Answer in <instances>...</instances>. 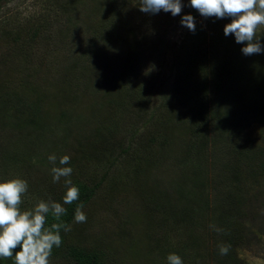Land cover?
I'll return each instance as SVG.
<instances>
[{
  "label": "rangeland",
  "instance_id": "rangeland-1",
  "mask_svg": "<svg viewBox=\"0 0 264 264\" xmlns=\"http://www.w3.org/2000/svg\"><path fill=\"white\" fill-rule=\"evenodd\" d=\"M41 2L42 0H5L0 4V9L5 13L3 16L11 18L10 23L19 17L23 18V22L25 17L41 11L44 7ZM110 2L107 0L105 5L108 6ZM86 4L89 5L87 2ZM139 6L140 4L133 2L126 9L138 32L136 37L144 44L147 43L146 48H139L141 52L133 59L137 64L138 77L131 79L133 85L143 89V96L127 97L123 106L114 113L99 105L102 96L117 99L113 79L118 76L119 67L129 61L126 49L121 54L111 53L112 57L109 54L106 58L110 61L109 66H112L110 70L105 76L97 73L92 75L95 85L105 89L87 97L88 101L82 99L77 110L72 109L70 103L62 107L56 106L54 101L50 104L45 101L44 111L47 110L49 121L44 120V123H39L33 129L0 128V153L18 149L25 150L32 156L29 168L12 167L6 173L14 178L27 180L34 191L60 186L64 182L63 178L59 183H53L50 171L53 165L48 160L49 155L55 154L56 166H60V157L70 156V164L65 166L73 169L71 177L85 181L98 179L110 163L111 155L118 152V145L124 141V134L137 124L140 129L138 137L133 140L131 155L122 162L118 161L110 168L111 171L108 169V177L97 196L83 208L87 222L73 223L76 235L87 244H104L113 264H167L166 257L169 253L160 258L158 248L162 254L167 251L174 253L178 251L181 242L185 243V236L195 248L201 246V249L205 248L203 252L207 253L213 247L210 241L214 236L207 227L206 212L199 219L195 216L197 210L193 211L194 215L188 223L174 224L169 219L180 211V207L190 206V210L195 207L192 201L180 197L177 188L185 180L183 172L187 171V176L193 177L190 165H196L203 178V187L195 192L191 181L185 182V190L197 193V198H201V205L205 200L221 211L228 208V202L234 193L241 194L245 230L237 248V256L242 264H264V125L252 123L242 128L239 134L226 133L221 139L215 134L211 124H203L200 136H205L194 140L197 147L192 153L186 154L185 146L190 141V121L195 120L187 118V105L181 97L176 100H170V97L173 87L172 62L187 30L181 24L168 21L170 13L149 15L140 12ZM80 10V21L86 22L84 14L88 11L83 6H80ZM90 20L95 19L90 17ZM206 21L210 29L218 27L214 18ZM202 22L203 18L200 16V23ZM81 28L80 33L75 34L76 39L71 40L75 47L69 48L64 54L54 51V46L46 50L44 43L39 42V47L32 54L31 69L23 68L22 62L18 61L14 67L18 76L11 72L4 74L11 77L9 81L14 78L13 86L17 77L32 74L39 91L46 93L49 88L52 90L56 86H51V83L68 65L76 48L79 54L85 53L84 58L87 57L88 51L85 52V49L90 32ZM157 31L163 40L161 44L157 41ZM6 43L10 46L9 42ZM52 44L56 45L54 42ZM5 45L0 40V54L6 49ZM116 58L121 61H116ZM1 87L0 83V89ZM165 91L166 95L161 96ZM148 95L151 96L144 99ZM147 101L149 112L159 103L160 105L158 111L154 112L153 120L146 123L143 121L141 127L138 115H143L147 110ZM165 101H172L171 104L167 103L169 108L166 111L161 107ZM62 111L68 115L63 116L62 121L66 122L57 124ZM160 120H165L167 126L155 122ZM103 125L107 130H113L111 135L98 133L99 127ZM237 148L251 149L257 158L256 162L262 164V171L256 167L257 164L250 169L247 161H243L240 168L229 167L232 154ZM193 197L191 196L192 200ZM41 199L36 194L28 204ZM208 209L210 217L212 208ZM179 252L182 254L186 251ZM51 264L69 263L65 260H51Z\"/></svg>",
  "mask_w": 264,
  "mask_h": 264
},
{
  "label": "trees",
  "instance_id": "trees-1",
  "mask_svg": "<svg viewBox=\"0 0 264 264\" xmlns=\"http://www.w3.org/2000/svg\"><path fill=\"white\" fill-rule=\"evenodd\" d=\"M4 1L0 0V4ZM106 1L42 0L41 3L44 7L41 11H35L33 15L25 17L23 22V18L18 16L19 18L11 23L9 22L11 18L3 16L5 13L0 9V40L6 44V49L0 54V74L2 75L0 78L2 84L0 89V128L33 129L39 123H44V120H48L47 110L44 111L45 101H49V104L54 101L56 106L62 107L70 103L73 106L71 108L76 109L82 99L87 100V97L95 95V93L99 94L105 89L95 85L92 75L97 73L105 76L112 67L109 66L110 61L106 57H109V54L113 52L114 54L124 52L125 49L129 54L127 59L129 61L119 67V74L113 79L114 90L118 93L117 99L113 100L109 96H102L99 105L114 113L123 106L127 97L143 96V89L141 90L136 84L133 85L131 79L138 77L137 64L133 59H136L141 52L139 48L144 46L146 48L147 43L144 44L136 37L138 32L126 9L130 3L140 4V0H110L108 6L105 5ZM86 2L89 4L88 6ZM183 2L187 5L188 0H183ZM80 6L89 12L84 14L86 22L80 21ZM183 14H191L195 18L196 31L192 33L186 28L187 32L176 49L172 62L173 71L171 70L173 74L171 86L173 87L170 100L181 97L187 105L185 108L187 118L195 120L190 121V141L185 146L186 154H190L197 147L194 140L205 136H200L203 124L207 126L211 124L215 134H218L221 139L226 133L239 134L242 128L250 126L252 123L264 125V54L244 56L241 53V48L244 45L236 44L233 36L225 37L223 34V27L230 20H217L218 27L213 30L206 24V19L203 18V22L200 23V15L190 7H185ZM90 17L95 20L91 21ZM180 20L181 16L172 17L171 14L168 19V21L177 24H180ZM81 27L90 32L89 43L85 49V52L88 51L87 57L84 58L85 53L79 54L76 48L68 65L58 73L59 76L51 83V86L53 84L56 86L52 90L48 87L49 90L46 93L39 91V86L37 83L35 84V76L32 74L17 77L15 86H13L14 78L9 81L11 77L4 74V72H11L18 76L14 69L18 61L22 62L23 68L29 69L32 64V54L40 43H44L46 50H50L54 46V51L64 54L69 48L75 47L71 40L72 38L76 39L77 35L75 34L80 33ZM157 41L160 44L163 43L158 31ZM6 42H9L10 46ZM52 42L56 45H53ZM261 43L264 44V38ZM112 56L113 54L110 55V57ZM116 61L121 60L116 58ZM162 95L165 96L166 91L162 92ZM149 96L151 95L145 96L144 99ZM165 102L161 105L164 111L169 108L167 103L171 104L172 101ZM146 104L147 110L143 115H138L141 127H143V121L146 123L153 120L154 112L158 111L160 105L159 103L157 107L151 109L152 112H149V101ZM61 113L60 121L57 124L66 122L62 121L63 116L68 115H65L63 111ZM165 113L167 115V112ZM155 122L158 125L167 126L164 123L165 120ZM99 128L98 133L111 135L113 132L112 129L107 130L105 125ZM139 129L140 127L136 124L124 134V141L118 145L120 146L118 152L111 155L112 159L100 178L85 181L78 177H71L73 184L80 190V197L73 204L64 205L67 213L61 217V220L71 224L72 229L69 232L61 230L63 243L59 248H53L52 261L65 260L69 264H113L108 258L104 244H87L76 235L73 230L74 213L79 204L82 203L85 207L97 196L101 185L108 177V169L111 171L110 168L119 163L118 161L122 162L123 159L128 158V155H131V146L133 140L138 137ZM204 142L206 143V140ZM256 160L251 149L237 148L232 154L231 164L228 166L240 168L243 161H247L250 169H253L252 166L257 164L256 167L262 171V164L260 165V162H256ZM0 161L2 162L0 182H3L14 178L6 173L8 168H29L32 156L25 150L16 149L5 152V154L1 152ZM33 164L35 163L33 162ZM195 166L190 165L193 177H188L187 171L183 172L185 180L181 181L177 188L180 197L189 202L192 201L195 207L192 210L189 209L190 206L189 208L180 207V211L175 212V216L169 217V219L174 224L188 223L194 215L193 211L197 210L195 216L199 219L206 212L207 227L214 236L210 241L211 245L213 243V247L204 253L205 248L201 249V246L195 248V245L189 242V238L185 236V243L181 242L178 251L174 253L183 258L184 264L185 262L187 264H242L237 256V248L240 246L245 230L242 220L244 216L242 195L234 193L233 198H230L228 202V208L222 211L217 206L209 205L205 200L201 205V198H197V193L185 190V182L192 181L195 192L198 188L203 187L200 169ZM28 184L29 190L23 198L21 210L34 208L37 202L31 204L28 202L30 199H34L36 194L42 197L41 200L47 201L51 198L63 203L62 197L66 193L64 182L60 186L36 189V191L33 190L30 182ZM191 196H194L193 200ZM208 207L212 208L210 217ZM56 222L49 215L48 226ZM210 225H215L223 231L217 233L210 228ZM192 242L194 241L192 240ZM221 243L231 245L227 255L219 254L218 245ZM158 250L160 258L170 254V251L162 254L159 248ZM181 250L186 252L181 254L179 252ZM0 264H13V260L0 259Z\"/></svg>",
  "mask_w": 264,
  "mask_h": 264
},
{
  "label": "clouds",
  "instance_id": "clouds-1",
  "mask_svg": "<svg viewBox=\"0 0 264 264\" xmlns=\"http://www.w3.org/2000/svg\"><path fill=\"white\" fill-rule=\"evenodd\" d=\"M190 7L202 18L215 20H230L223 27L225 37L233 36L235 43L244 45L241 53L244 56L264 54V0H140L139 11L149 15L161 12L170 13L172 17L181 16L180 24L190 32L195 33V18L191 14H183V9ZM53 183H59L63 178L66 193L63 203L49 198L40 200L34 208L21 210L24 197L28 193L27 180L12 178L0 182V259H12L13 264H51L53 248H59L63 239L61 230L69 232L71 224L61 220L66 215L64 205H70L79 200L80 190L71 180L73 169L69 166L71 158L64 155L59 159L55 154L49 155ZM84 205L79 204L74 213V223H86L87 215ZM51 215L56 223L48 226ZM212 230L220 233L223 229L210 225ZM17 249H19L17 251ZM231 245H218L219 254L229 253ZM167 264H184L183 258L176 253L166 257Z\"/></svg>",
  "mask_w": 264,
  "mask_h": 264
}]
</instances>
